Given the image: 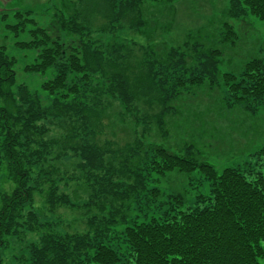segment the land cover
<instances>
[{"label":"trees","instance_id":"16d2710c","mask_svg":"<svg viewBox=\"0 0 264 264\" xmlns=\"http://www.w3.org/2000/svg\"><path fill=\"white\" fill-rule=\"evenodd\" d=\"M109 2L115 11H131L141 10L145 0ZM33 13L16 11L14 23L8 21V14L0 13L8 34L19 37L27 33L28 38H20L16 46L38 51L35 61L24 70L49 74L41 87L51 100L46 105L38 92H31L26 84H17L18 60L6 45H0V164L7 163L10 177L17 183L13 193L3 197L0 247L7 245L10 236L21 239L25 232H39L46 227L49 230L29 246V264H264L262 171L251 166L226 167L219 172L212 164L193 157L192 146L188 147L189 156H183L154 143L147 146L137 138L134 144L126 145L137 163L134 168L125 166L132 175L123 178L116 173L119 167L114 164L117 150L100 145L93 128V119L112 107L114 100L123 107L120 115L124 120L131 117L140 123L138 104L149 92L158 97L161 109L157 120L163 126L165 116L176 110L174 101L190 88L208 82L212 87L218 84L222 50L203 51L201 44L187 41L185 48H171L165 60L142 57L140 76L133 84L124 66L127 55L133 54L128 45H110L96 39L95 30L77 21L71 9L68 15L56 14L46 27L39 26ZM229 14L236 19L254 15L264 20V0H230ZM113 22L109 32L118 29ZM224 28V41L237 38L231 23L226 22ZM187 49L194 51L192 65ZM222 80L232 100L230 104L244 103L253 114L264 107V59L250 60L240 76L225 72ZM9 103L15 104V111ZM56 120L73 122L72 130L66 134L70 141L81 135V129L85 131L80 143L70 146L74 155L82 158L80 167L87 171L85 178L91 189L85 205L94 211L86 214L85 208V232H57L52 222H42L31 207L42 185L36 176L44 170L47 155L58 142L56 138H46ZM142 121L148 122L147 116ZM108 153L114 155L109 163ZM261 154L264 148L257 153ZM197 168L210 181L211 196L201 194L197 205L187 210L166 207L159 201L160 188L149 186L157 180L156 173L192 172ZM125 178L134 182L128 183ZM47 179L52 184L48 192L51 209L59 204L73 205L54 179ZM174 198L184 201L183 196ZM120 200L129 202L120 208ZM114 202H119V207H109ZM3 263L0 250V264Z\"/></svg>","mask_w":264,"mask_h":264},{"label":"rangeland","instance_id":"374dc122","mask_svg":"<svg viewBox=\"0 0 264 264\" xmlns=\"http://www.w3.org/2000/svg\"><path fill=\"white\" fill-rule=\"evenodd\" d=\"M229 7L230 0H145L141 10L137 8L123 11L125 9L120 8L115 11L109 0H13L11 9L6 14L9 16L8 21L14 23L16 11L32 10L39 26L46 27L56 14L68 15L71 9L77 15V21L95 30L93 36L96 39L104 40L110 45L126 44L133 49V54L127 55L124 65L133 84L135 78L140 76L142 57L165 60L171 48H185L184 43L187 41L192 45L201 44L203 51L222 50L218 84L212 87L208 82L190 88L174 101L176 110L165 116L166 123L163 126L157 120L161 109L158 97L149 92L138 104L140 123H136L131 117L124 120L120 115L123 112L120 102L112 101V107L102 112L100 117L97 116L101 121L97 117L93 119L96 122L93 127L97 133L96 141L117 150L115 158L108 153L106 161L109 163L112 155L114 164L119 167L116 173L123 178L125 175H132L125 166L134 168L137 163L126 149V145L134 144L137 138L142 139L147 146L154 143L183 156H189L188 147L192 146L193 157L200 162L212 164L219 172L226 167L249 169L253 166L264 173V154L257 155L264 148V107L257 114H253L244 103L230 104L232 100L222 80L223 73L232 72L240 76L250 60L264 59V20L254 15L233 18L229 14ZM118 16L119 19L115 20ZM113 20L118 29L109 32ZM140 21L143 23L140 24ZM226 22L231 23L238 34L231 41L223 39ZM104 28L107 32H101ZM6 31L0 20V45H6L10 54L18 60L17 84H26L31 92L40 94L44 104H50L51 100L41 87L49 74H30L24 70L35 61L38 51H27L16 46L17 40L28 38L25 35L27 33H20L19 37H15ZM187 52L189 64L192 65L194 51L187 49ZM104 100L106 101L105 98ZM9 104L12 110H16L15 104ZM144 116H147L148 122L142 121ZM72 123L56 120L50 125L51 129L46 138H56L58 142L47 155L43 164L44 170L36 176L38 180H42V185L35 192V200L31 206L42 222H52L53 229L62 233L85 232V208L86 214L94 211L88 210L85 205L91 189L85 178L87 171L80 167L82 158L74 155L70 149V146L80 143L85 131L81 129V135L70 141L66 134L72 130ZM74 124L79 127V123ZM127 154L130 158H126ZM47 176L54 179L60 192L70 196L73 205L59 204L51 209L48 192L52 184L51 180L48 182ZM154 178L157 180L152 181L149 186L160 188L162 193L159 201L164 202L166 207L174 205L178 210H187L197 205L201 194L211 196L210 181L200 168L192 172L173 170L165 175L156 173ZM125 180L128 183L134 182V179ZM16 187L17 183L10 177L4 161L0 164V210L4 205L3 197L12 194ZM174 196H183L184 201L179 202ZM110 200L113 201V198ZM128 202L120 200V208ZM110 206L119 207V202ZM48 230L44 227L39 232H25L21 239L10 236L7 245L0 247L3 264H29L30 244L38 242L41 235ZM21 257H24L22 261L19 260ZM261 261L264 263V258Z\"/></svg>","mask_w":264,"mask_h":264},{"label":"flooded vegetation","instance_id":"af4514ba","mask_svg":"<svg viewBox=\"0 0 264 264\" xmlns=\"http://www.w3.org/2000/svg\"><path fill=\"white\" fill-rule=\"evenodd\" d=\"M12 3L13 0H0V8H1L0 13H6L8 10H10Z\"/></svg>","mask_w":264,"mask_h":264},{"label":"water","instance_id":"95a60500","mask_svg":"<svg viewBox=\"0 0 264 264\" xmlns=\"http://www.w3.org/2000/svg\"><path fill=\"white\" fill-rule=\"evenodd\" d=\"M0 10H1V8H0Z\"/></svg>","mask_w":264,"mask_h":264}]
</instances>
